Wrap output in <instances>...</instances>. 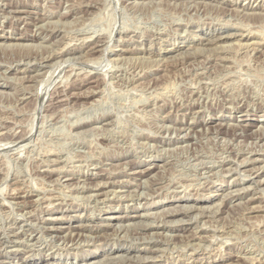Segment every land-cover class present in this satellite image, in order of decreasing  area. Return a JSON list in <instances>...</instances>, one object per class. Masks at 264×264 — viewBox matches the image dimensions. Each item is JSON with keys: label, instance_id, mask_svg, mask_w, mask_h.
Masks as SVG:
<instances>
[{"label": "rangeland", "instance_id": "374dc122", "mask_svg": "<svg viewBox=\"0 0 264 264\" xmlns=\"http://www.w3.org/2000/svg\"><path fill=\"white\" fill-rule=\"evenodd\" d=\"M263 37L264 0H0V264H264Z\"/></svg>", "mask_w": 264, "mask_h": 264}, {"label": "bare ground", "instance_id": "6f19581e", "mask_svg": "<svg viewBox=\"0 0 264 264\" xmlns=\"http://www.w3.org/2000/svg\"><path fill=\"white\" fill-rule=\"evenodd\" d=\"M242 27H243V26H242ZM242 27H241V28H242ZM235 28H236V27H235ZM237 28H238V27H237ZM239 29H240V28H239ZM245 30H247V29H245ZM237 33H238V32H237ZM231 34H232V33H231ZM255 34H256V33H255ZM255 34H254V35H255ZM258 34H259V33H258ZM229 35H230V34H229ZM232 35H233V34H232ZM227 36H228V34H227ZM217 37H218V36H217ZM257 37H258V36H257ZM263 38H264V37H263ZM263 38H262V39H263ZM16 39H17V38H16ZM247 39H248V38H247ZM87 40H88V39H87ZM237 40H238V39H237ZM207 41H208V40H207ZM242 42H243V41H242ZM242 42H241V43H242ZM244 42H245V41H244ZM251 42H252V41H251ZM249 43H250V42H249ZM253 43H254V42H253ZM256 43H257V42H256ZM256 43H255V44H256ZM258 43H259V42H258ZM261 43H262V42H261ZM251 44H252V43H251ZM0 45H1V44H0ZM95 45H96V44H95ZM9 46H10V45H9ZM9 46H7V47H9ZM243 46H244V45H243ZM246 46H248V45H246ZM217 47H218V46H217ZM222 47H223V45H222ZM224 47H225V46H224ZM89 48H90V47H89ZM66 50H67V49H66ZM88 50H89V49H88ZM147 51H148V50H147ZM196 51H197V50H196ZM133 52H134V51H133ZM137 52H138V51H137ZM71 53H72V52H71ZM52 55H53V54H52ZM56 57H57V56H56ZM26 77H27V76H26ZM96 94H97V93H96ZM98 119H99V118H98ZM88 121H89V120H88ZM107 123H108V122H107ZM84 124H85V123H84ZM184 128H185V127H184ZM186 128H187V127H186ZM191 128H192V127H191ZM181 129H182V128H181ZM181 129H180V130H181ZM86 131H87V130H86ZM252 153H253V152H252ZM250 159H251V158H250ZM260 160H261V159H260ZM262 161H263V160H262ZM240 163H244V162L242 161V162H240ZM236 168H237V167H236ZM252 168H253V167H252ZM252 168H251V169H252ZM255 168H256V170H257V167H255ZM229 169H230V168H229ZM233 169H234V168H233ZM60 170H61V169H60ZM143 170H144V169H143ZM227 170H228V169H227ZM144 171H145V170H144ZM48 172H49V171H48ZM135 172H136V171H135ZM140 172H141V171H140ZM227 172H228V171H227ZM49 173H50V172H49ZM62 173H63V172H62ZM255 173H256V172H255ZM243 174H244V173H243ZM247 174H248V173H247ZM148 175H149V174H148ZM58 176H59V175H58ZM61 176H62V175H61ZM97 177H98V176H97ZM69 179H70V178H69ZM79 179H80V178H79ZM86 179H87V178H86ZM65 180H66V179H65ZM114 182H115V181H114ZM122 183H123V182H122ZM253 183H254V182H253ZM257 183H258V182H257ZM77 184H78V183H77ZM82 184H83V183H82ZM88 184H89V183H88ZM106 184H107V183H106ZM142 184H143V183H142ZM68 185H69V184H68ZM64 186H65V185H64ZM95 186H97V185H94V187H95ZM255 186H256V185H255ZM140 187H141V186H140ZM4 188H5V187H4ZM87 189H88V188H87ZM95 189H96V188H95ZM248 189H249V188H248ZM12 190H13V189H12ZM81 190H82V189H81ZM241 190H242V187H241L240 191H241ZM2 191H4V189H2ZM232 191H233V190H232ZM235 191H237V189H236ZM229 192H230V191H229ZM27 193H28V192H27ZM107 193H109V190H108ZM234 193H236V192H234ZM105 194H106V192H105ZM90 195H92V194H90ZM90 195H89V196H90ZM228 195H229V194H228ZM228 195H227V196H228ZM135 197H136V196H135ZM223 197H224V196H223ZM93 198H94V197H93ZM103 199H104V198H103ZM130 201H131V200H130ZM194 205H195V204H194ZM49 206H50V205H49ZM47 207H48V206H47ZM191 207L193 208V206H191ZM191 207L189 208V210L191 209ZM196 208H199V207H196ZM206 208H207V207H206ZM208 208H209V207H208ZM164 210H165V209H164ZM164 210H163V211H164ZM166 210H167V209H166ZM166 210H165V212L170 211L169 209H168L167 211H166ZM195 210H197V209H195ZM198 210H199V209H198ZM198 210H197V211H198ZM206 210H207V209H206ZM206 210H205V211H206ZM47 211H48V210H47ZM181 211H182V210H181ZM184 211H185V210H184ZM202 211H203V210H202ZM187 212H188V211H187ZM168 213H169V212H168ZM197 213H198V212H197ZM200 214H201V213H200ZM208 214H209V213H208ZM151 215H152V214H151ZM193 215H194V214H193ZM204 215H205V214H204ZM130 216H131V215H130ZM138 216H139V215H138ZM142 216H144V215H142ZM147 216H148V215H147ZM189 216H190V215H189ZM80 217H81V216H80ZM119 217H120V216H119ZM168 217H169V216H168ZM184 217H185V216H184ZM196 217H197V216H196ZM187 220H188V219H187ZM173 222H174V221H173ZM177 222H178V221H177ZM148 223H149V222H148ZM151 223H152V222H151ZM175 223H176V222H175ZM146 224H147V223H146ZM152 224H153V223H152ZM152 224H151V225H152ZM166 224H167V223H166ZM106 225H107V224H106ZM143 225H144V224H143ZM80 226H81V225H80ZM129 226H131V225H129ZM156 226H157V225H156ZM37 227H38V226H37ZM138 227H139V226H138ZM149 227H150V226H149ZM47 228H48V227H47ZM62 228H63V227H62ZM71 228H72V227H71ZM124 228H125V227H124ZM126 228H127V227H126ZM20 229H21V226H20ZM179 229H180V228H179ZM13 230H14V229H13ZM59 231H60V230H59ZM69 231H70V230H69ZM73 231H74V230H73ZM16 232H17V231H16ZM95 232H96V231H95ZM5 233H6V232H5ZM38 233H39V232H38ZM63 233H64V232H63ZM9 234H10V233H9ZM67 234H68V233H67ZM4 235H5V234H4ZM6 235H7V234H6ZM15 235H16V234H15ZM32 235H33V234H32ZM47 235H48V234H47ZM16 236H17V235H16ZM29 236H30V235H29ZM67 236H68V235H67ZM76 236H77V235H76ZM84 236H85V235H84ZM5 237H6V236H5ZM30 237H31V236H30ZM52 237H53V234H52ZM54 237H55V236H54ZM85 237H86V236H85ZM69 238H70V237H69ZM22 240H23V239H22ZM22 240H21V241H22ZM36 240H37V239H36ZM79 240H80V239H79ZM11 241H12V240H11ZM43 241H44V240H43ZM61 241H62V240H61ZM22 242H23V241H22ZM76 242H77V241H76ZM82 242H83V241H82ZM43 243H44V242H43ZM68 245H69V244H68ZM79 245H80V244H79ZM31 246H32V245H31ZM2 247H3V245H2ZM63 247H64V246H63ZM77 247H78V246H77ZM65 248H66V247H65ZM148 249H149V248H148ZM3 250H4V248H3ZM152 250H153V249H152ZM107 251H108V250H107ZM122 257H123V256H122ZM109 258H110V257H109ZM109 258H108V259H109ZM112 258H113V257H112ZM141 258H142V257H141ZM113 259H114V258H113ZM111 260H112V259H111ZM1 261H2V260H1ZM103 262H104V261H103ZM54 263H55V262H54ZM85 263H86V262H85ZM93 263H95V262H93ZM96 263H97V262H96ZM111 263H112V261H111ZM87 264H88V263H87ZM105 264H106V263H105Z\"/></svg>", "mask_w": 264, "mask_h": 264}]
</instances>
